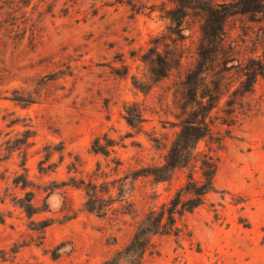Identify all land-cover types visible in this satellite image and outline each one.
<instances>
[{"label": "rangeland", "instance_id": "obj_1", "mask_svg": "<svg viewBox=\"0 0 264 264\" xmlns=\"http://www.w3.org/2000/svg\"><path fill=\"white\" fill-rule=\"evenodd\" d=\"M234 1L0 0V264H101L122 248L186 180L143 169L164 163L193 100L214 106L223 147L199 149L217 157L216 189L142 264H264V1L203 32ZM83 181L120 200L87 211Z\"/></svg>", "mask_w": 264, "mask_h": 264}, {"label": "trees", "instance_id": "obj_2", "mask_svg": "<svg viewBox=\"0 0 264 264\" xmlns=\"http://www.w3.org/2000/svg\"><path fill=\"white\" fill-rule=\"evenodd\" d=\"M256 1L262 3L264 0ZM228 5L232 6L230 10L216 11L218 23L214 28H212L210 20L215 10H208L207 29L209 30L205 28L204 33L219 38L222 31L221 21L228 14L251 12L255 7L242 0L229 2ZM258 73L264 75V72L255 71L254 76ZM13 99L19 102L24 101L23 98ZM213 107V105H207L202 101L193 100L190 109H185L186 114L180 117V129L168 147L164 163L161 166L143 169L145 175H151L156 180H168L175 170L185 169L188 170L185 182L175 190L168 200L161 203L158 210L150 208L137 222L128 242L101 264H142L144 254L152 246L153 236L161 234L178 236L181 232V228L177 225L178 219L195 210L204 202L208 193L215 191L214 176L217 170V157L199 149L201 141L215 144L218 149L223 147L222 138L214 136L208 121ZM137 117L139 118L140 114ZM125 119L129 125H132L129 115H126ZM95 142L96 146L92 148L94 152L107 153V148H103L97 140ZM196 170L200 174L199 179H195L193 176V172ZM82 184L86 195L84 207L89 212L101 215L106 213L112 203L120 200L113 197L109 187L99 190L95 182L85 183L83 181ZM104 194L107 195L108 200L104 198ZM18 204L27 215L34 213L35 206L32 197H20Z\"/></svg>", "mask_w": 264, "mask_h": 264}]
</instances>
